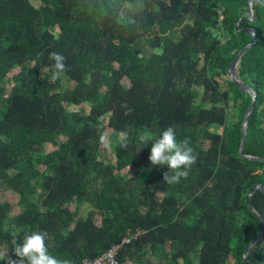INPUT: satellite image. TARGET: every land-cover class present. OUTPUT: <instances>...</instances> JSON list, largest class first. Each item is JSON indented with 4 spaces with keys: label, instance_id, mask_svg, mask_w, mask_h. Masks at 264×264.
<instances>
[{
    "label": "trees",
    "instance_id": "obj_1",
    "mask_svg": "<svg viewBox=\"0 0 264 264\" xmlns=\"http://www.w3.org/2000/svg\"><path fill=\"white\" fill-rule=\"evenodd\" d=\"M136 2L0 0V181L21 207L0 201V248L43 231L50 254L80 264L136 235L118 264H246L264 162L239 155L252 97L225 75L252 41L238 30L253 28L238 68L256 95L243 154L264 158V0L238 27L248 0H143L125 17ZM51 52L66 58V87ZM169 126L197 155L174 184L148 159ZM250 201L264 219V194ZM247 260L264 264V236Z\"/></svg>",
    "mask_w": 264,
    "mask_h": 264
},
{
    "label": "clouds",
    "instance_id": "obj_2",
    "mask_svg": "<svg viewBox=\"0 0 264 264\" xmlns=\"http://www.w3.org/2000/svg\"><path fill=\"white\" fill-rule=\"evenodd\" d=\"M49 59L54 63L52 68V79H57L66 71L65 57L63 54L51 52ZM47 69H42L45 72ZM121 136H127L126 132H121ZM141 143L148 145L151 135L145 133L139 137ZM150 155L148 157L153 166L167 167L163 173V180L166 184L179 183L181 178L188 176V171L196 163L197 155L190 146V141L184 139L177 140L176 129L169 126L163 130L158 138L151 143ZM48 233L43 231H33L25 234L22 243L13 241L11 255L0 252V259L4 264H70L66 259H58L50 254L46 240Z\"/></svg>",
    "mask_w": 264,
    "mask_h": 264
},
{
    "label": "water",
    "instance_id": "obj_3",
    "mask_svg": "<svg viewBox=\"0 0 264 264\" xmlns=\"http://www.w3.org/2000/svg\"><path fill=\"white\" fill-rule=\"evenodd\" d=\"M255 0H248V8H247V13L245 17L240 18L237 23L236 26L238 27L239 24H241L242 22H247L250 23L252 22L253 19V10H252V4ZM238 31H242L248 35L251 36L252 41L246 45L243 49H241L237 55L234 57V59L231 61V63L229 64L228 68H227V72L225 77L227 79H229L232 83L235 84V86L237 87V89L243 91L244 93L249 94L252 97V101L249 105V107L246 109L243 119H242V123H241V142H240V147H239V155L241 158L246 159V160H250V161H261L264 162V158H260V157H255V156H249V155H244L243 154V148H244V140H245V128L249 119V116L252 114L253 110H254V105H255V99H256V95L255 93L241 80L239 73H238V68H239V63H240V59L242 57L243 54H245L252 46L255 45L256 43V34L253 28L248 27V28H244V29H239ZM261 191L264 194V187L260 184L255 185L248 193V207L250 209V211L253 212V214L255 216H257V218L261 221L262 223V228L259 232V234L251 240V242L249 243L246 251L243 254V261L246 264H251L248 260V254L250 253V250L252 249V247L262 239V237L264 236V219L258 215V213L254 210V208L251 205V197L254 194L255 191Z\"/></svg>",
    "mask_w": 264,
    "mask_h": 264
},
{
    "label": "rangeland",
    "instance_id": "obj_4",
    "mask_svg": "<svg viewBox=\"0 0 264 264\" xmlns=\"http://www.w3.org/2000/svg\"><path fill=\"white\" fill-rule=\"evenodd\" d=\"M36 4L37 3H35V5ZM142 7H143V0H137V2L135 4L127 5L124 8L123 15L125 17L129 18L131 15H133L134 13H136L137 11H139L140 9H142ZM186 20H187L186 22H189V23L192 21L191 18H187ZM140 45H141L140 43H137L136 44V47L139 48ZM151 52H152L151 49H146L144 51V55L146 57H148L151 54ZM58 81L61 83V85L63 87H66V85H67V79L64 76L59 77L58 78ZM222 88H224V87L222 86ZM230 107H229V110H227V116H226L227 117V121H231L233 119V112L230 110ZM73 109L75 110L76 108H73ZM46 149L49 150V149H51V147L47 146ZM108 159L113 160L114 159L113 158V155L110 156V157H108ZM125 173H128V176H133V173H132L131 168H127L126 171H125ZM0 201H6V202L14 203V205H16L15 208L17 209L16 212L21 210V207L18 206L17 204H15L17 202V196H15L9 190V187L4 182H1V181H0ZM0 252L5 253V255L7 256V253H6V251L3 248H0ZM153 259H154V257H153ZM154 261L157 262L156 259H154ZM0 264H4V260L0 259ZM8 264H9V262H8Z\"/></svg>",
    "mask_w": 264,
    "mask_h": 264
},
{
    "label": "built area",
    "instance_id": "obj_5",
    "mask_svg": "<svg viewBox=\"0 0 264 264\" xmlns=\"http://www.w3.org/2000/svg\"><path fill=\"white\" fill-rule=\"evenodd\" d=\"M220 15L219 21H222L223 16L221 15V12L218 13ZM136 235L131 237H125L122 239V242L118 245L112 246L110 249L99 255L93 260H83L80 264H118L117 262V255L124 244H128L132 239H135Z\"/></svg>",
    "mask_w": 264,
    "mask_h": 264
}]
</instances>
